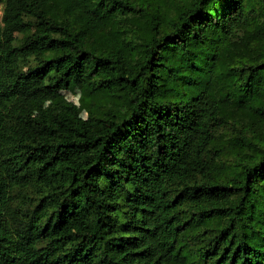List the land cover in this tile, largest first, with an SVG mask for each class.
I'll use <instances>...</instances> for the list:
<instances>
[{"label":"trees","instance_id":"16d2710c","mask_svg":"<svg viewBox=\"0 0 264 264\" xmlns=\"http://www.w3.org/2000/svg\"><path fill=\"white\" fill-rule=\"evenodd\" d=\"M0 264H264V0H0Z\"/></svg>","mask_w":264,"mask_h":264},{"label":"rangeland","instance_id":"374dc122","mask_svg":"<svg viewBox=\"0 0 264 264\" xmlns=\"http://www.w3.org/2000/svg\"><path fill=\"white\" fill-rule=\"evenodd\" d=\"M61 99H66L68 101H72L78 107L81 108V116L83 118H85L87 116L88 100L85 96V91L72 87L68 90L61 91L58 93V101ZM47 104H48V102L44 103L43 106H45ZM33 108L35 109L36 107L33 105Z\"/></svg>","mask_w":264,"mask_h":264}]
</instances>
